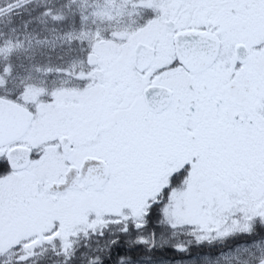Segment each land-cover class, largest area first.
<instances>
[{"label":"snow or ice","instance_id":"6c2138e0","mask_svg":"<svg viewBox=\"0 0 264 264\" xmlns=\"http://www.w3.org/2000/svg\"><path fill=\"white\" fill-rule=\"evenodd\" d=\"M0 264H264V0H0Z\"/></svg>","mask_w":264,"mask_h":264}]
</instances>
